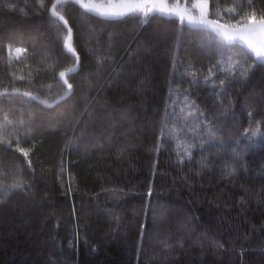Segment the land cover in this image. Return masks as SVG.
I'll use <instances>...</instances> for the list:
<instances>
[{
  "label": "trees",
  "instance_id": "16d2710c",
  "mask_svg": "<svg viewBox=\"0 0 264 264\" xmlns=\"http://www.w3.org/2000/svg\"><path fill=\"white\" fill-rule=\"evenodd\" d=\"M260 8L216 0L210 16ZM67 17L72 95L0 108V264H264V64L225 91L221 69L252 61L209 31ZM70 62L38 0H0V89L60 93Z\"/></svg>",
  "mask_w": 264,
  "mask_h": 264
},
{
  "label": "snow or ice",
  "instance_id": "6c2138e0",
  "mask_svg": "<svg viewBox=\"0 0 264 264\" xmlns=\"http://www.w3.org/2000/svg\"><path fill=\"white\" fill-rule=\"evenodd\" d=\"M210 2L211 6L214 7L216 0H106V2L105 0H53L50 6L45 4V0H38L41 8H47L51 17L56 21L62 22L66 27L68 21L63 14V6L72 4L82 9L85 15L91 14L104 19L140 16L142 18L141 23H147V18L150 16L178 17L181 25L187 24L194 28L210 30L216 34L221 44L225 46H238L243 50L244 60L248 61L251 59L252 61V63L245 66L244 63L237 60L234 63H229L227 69H221V71H227L229 77H231V79L226 77L219 81L218 86L226 91L228 85L234 80L246 79L256 61L264 62V8L252 11L244 17V23L237 22V26L233 28L227 23L222 24L219 19L210 18ZM247 4L252 6L253 0H247ZM9 7L13 6L10 5ZM21 11L23 12V9ZM63 47L68 53H72L75 56L76 63L67 69V72L75 73L77 71V64L79 63V56L75 55L71 27H67V35L63 37ZM228 50L231 51V47ZM15 52L20 54L26 52V50L17 48ZM237 67L239 68V72L238 75L234 76L232 74L236 72ZM212 75V69H209V76L204 78L205 82H208ZM59 77L67 87L65 94H69L73 86L65 78L66 72H59ZM216 86L215 82H213V87ZM18 93L19 89L17 88H13L11 93L5 88L0 92V96L15 95ZM22 95L27 97L29 101L38 100V97L34 96L31 92H24ZM41 103L47 104V101H41ZM224 115H227V112ZM248 115L251 116L252 113L249 112ZM5 120H7V115H5ZM5 129L6 125H0V135L5 133ZM245 134H247V130ZM257 134L258 130H253L251 137H255ZM208 136L210 140L215 139V131L209 129ZM193 147L195 145L186 146L184 148V154L191 157L190 148ZM24 155H27V152ZM183 158L181 156L180 160L183 161ZM20 187V184L10 186L11 189Z\"/></svg>",
  "mask_w": 264,
  "mask_h": 264
},
{
  "label": "water",
  "instance_id": "95a60500",
  "mask_svg": "<svg viewBox=\"0 0 264 264\" xmlns=\"http://www.w3.org/2000/svg\"><path fill=\"white\" fill-rule=\"evenodd\" d=\"M105 2H106V0H105ZM70 5H72V4H68L66 6H63L64 7L63 14L65 16V19L68 21L67 27H71V29H72V44H73V47L75 49V55L76 56H79V63L77 64V71L75 73H69V72H67V69L71 68L73 66V64L76 63V60H75V56H73L72 53H68L66 51V49H64L65 52L70 56L71 62H70V65L67 68H65V69H63L61 71H65L66 72V77L65 78L68 79V82L70 84H72L71 80H72L73 76L76 75L78 73L79 69H80V66H81V58H80V55H79V53L77 51V48L75 46V39H74V31H73V28H72V26H71V24L69 22L68 17H67V7L70 6ZM76 7H78V6H76ZM95 17L100 18V19H104V18L98 17V16H95ZM136 17H138V16H136ZM159 17H163V18H166V19H169V20H173V21H175V22H177L178 24L181 25L180 20H179L178 17H166V16H159ZM129 18H133V17H131V16H125V17L117 18V19H104V20L121 21V20L129 19ZM210 18L211 19H215V18H212V17H210ZM48 19H49V22H50V25H51L52 29L56 33L57 38L61 41V43L63 45V37L65 35H67V27L62 22L56 21L53 17H51V14H50L49 11H48ZM221 23L224 24L223 22H221ZM182 26H185V27H188V28L194 29V30L195 29L196 30H204V29H198V28L191 27V26H189L187 24H184ZM231 27L234 28L236 26H231ZM206 31H209V32L213 33L214 35H216L214 32H212L210 30H206ZM256 64H264V62L256 61ZM57 77H58V81H59L57 87H58V89H63V91H61L60 93L53 94V95H44L43 92H35V91L30 90V89H19V93L18 94H15V95H7V96H0V108H1V105L4 103L2 99L7 100L8 102H13V101H19V102H24V103L37 102V103H39V104H41L42 106H45V107H53V106H55L56 104L64 101L68 97H70L72 95L73 91H74V86L72 84L73 87H72L71 92L69 94H65L66 93V90H67V87H66V85L63 84V81L59 77V73L57 74ZM3 90L4 89H0V92H2ZM11 90L12 89H8L9 93H11ZM47 91H48V89H47ZM24 92H31L34 96L38 97V100L29 101L27 97H25V96L22 95V93H24ZM41 101H47V104H43V103H41Z\"/></svg>",
  "mask_w": 264,
  "mask_h": 264
},
{
  "label": "rangeland",
  "instance_id": "374dc122",
  "mask_svg": "<svg viewBox=\"0 0 264 264\" xmlns=\"http://www.w3.org/2000/svg\"><path fill=\"white\" fill-rule=\"evenodd\" d=\"M211 17V16H210ZM212 18H214V17H212ZM216 19V18H215ZM222 22V21H221ZM224 23V22H223ZM231 26V25H230ZM17 49V48H16ZM21 55V53L20 54H17L15 51L13 52V56H20ZM2 100H4V99H2Z\"/></svg>",
  "mask_w": 264,
  "mask_h": 264
}]
</instances>
